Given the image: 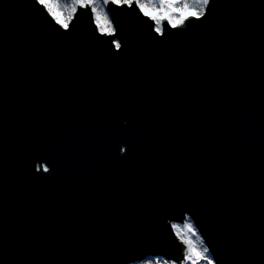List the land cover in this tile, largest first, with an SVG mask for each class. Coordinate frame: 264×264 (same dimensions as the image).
Returning <instances> with one entry per match:
<instances>
[{
	"label": "water",
	"instance_id": "water-1",
	"mask_svg": "<svg viewBox=\"0 0 264 264\" xmlns=\"http://www.w3.org/2000/svg\"><path fill=\"white\" fill-rule=\"evenodd\" d=\"M107 9L115 37L0 0V264H179L186 217L213 264H264V0L161 33Z\"/></svg>",
	"mask_w": 264,
	"mask_h": 264
},
{
	"label": "snow or ice",
	"instance_id": "snow-or-ice-1",
	"mask_svg": "<svg viewBox=\"0 0 264 264\" xmlns=\"http://www.w3.org/2000/svg\"><path fill=\"white\" fill-rule=\"evenodd\" d=\"M35 2L46 10L57 25L65 30L69 29L70 22L77 14L78 8L90 9L92 21L100 35L115 37L117 28L114 21L110 19L107 9L109 4L129 9L135 7L144 17L153 21L154 30L161 33L162 21L166 20L172 28H176L189 19V16L184 13L190 10L191 15L196 19L205 16L210 0H71V4L68 5H61L59 0H35ZM65 10H68L66 16L63 14ZM112 43L116 49L121 48V43L117 39H113ZM121 151L123 152V149ZM43 171L48 172L49 169L44 167ZM172 228L177 238L186 246L181 264H186V262L200 264V261L213 264V259L206 255L210 251L209 247L205 246L204 239L197 234L191 223H185L183 230L178 229L175 224L172 225ZM189 233L191 236L188 235ZM191 237H195V241Z\"/></svg>",
	"mask_w": 264,
	"mask_h": 264
},
{
	"label": "rangeland",
	"instance_id": "rangeland-1",
	"mask_svg": "<svg viewBox=\"0 0 264 264\" xmlns=\"http://www.w3.org/2000/svg\"><path fill=\"white\" fill-rule=\"evenodd\" d=\"M59 2H60V4L61 5H68V4H71V0H59ZM67 11L68 10H65L64 11V16H66L67 15ZM184 15H187V16H193V15H191V10L189 11V12H185L184 13ZM167 22V21H166ZM168 24V23H167ZM171 26V25H170ZM179 26V25H178ZM185 223H191L192 225H193V223H192V221L188 218V217H186V221H185ZM173 224H175L176 226H177V228L178 229H180V230H183V226L184 225H182V224H180V223H171V226L173 225ZM193 228L195 229V227H194V225H193ZM172 230H173V228H172ZM196 230V229H195ZM173 233H174V235H175V232H174V230H173ZM198 234V233H197ZM189 236H191V234L189 233L188 234ZM199 235V234H198ZM175 237L177 238V236L175 235ZM178 239V238H177ZM191 239H193V241H195V237H191ZM178 241L180 242V244L183 246V254H185V250H186V246L185 245H183L182 243H181V241L178 239ZM210 259H211V257L209 256V254L207 253L206 254ZM182 261V260H181ZM181 261L179 262V264H181ZM139 264H176V263H173V262H170V261H166V260H162V259H157V258H155V257H149L148 259H145V260H143V261H141ZM186 264H190V262H186ZM200 264H207V262L206 261H200Z\"/></svg>",
	"mask_w": 264,
	"mask_h": 264
}]
</instances>
